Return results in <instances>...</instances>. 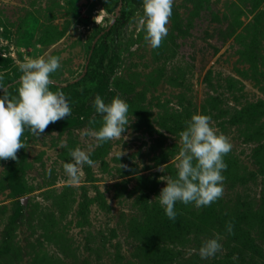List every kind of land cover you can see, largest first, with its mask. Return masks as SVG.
I'll return each mask as SVG.
<instances>
[{
	"label": "rangeland",
	"instance_id": "374dc122",
	"mask_svg": "<svg viewBox=\"0 0 264 264\" xmlns=\"http://www.w3.org/2000/svg\"><path fill=\"white\" fill-rule=\"evenodd\" d=\"M142 4L0 0V96L18 97V64L47 53L61 57L49 90L72 109L39 137L26 127L17 159L0 160V264H264V0H174L157 49L138 24ZM97 95L128 103L127 139L87 134L102 125ZM193 114L232 144L224 193L201 208L177 202L173 221L148 200L161 176L177 177ZM76 147L96 164L70 184L63 163ZM217 233L222 251L201 259Z\"/></svg>",
	"mask_w": 264,
	"mask_h": 264
},
{
	"label": "clouds",
	"instance_id": "9594fccd",
	"mask_svg": "<svg viewBox=\"0 0 264 264\" xmlns=\"http://www.w3.org/2000/svg\"><path fill=\"white\" fill-rule=\"evenodd\" d=\"M173 4L174 0H143V15L139 17L138 24L145 32V42L152 49L159 48L168 35L166 25L172 15ZM60 61L61 57L46 53L45 56L29 58L18 64L22 73L18 97L9 98L7 93L0 96V160L17 159V152L25 148L21 137L26 127L33 136L39 137L50 124L71 115L72 109L65 94L49 90V86L54 83L50 74L61 67ZM93 107L102 117V125L99 130L89 131L88 135L99 143L127 139L122 137V133L134 117L129 118V105L125 100L116 96L110 103H105L97 95ZM90 123H95V120ZM186 125L179 133L181 147L177 156V177L161 176L159 179L165 181L166 186L160 190L159 196L148 200L149 203L158 200L165 215L173 221L177 215V202L201 208L222 198L225 179L222 173L227 169L224 156L232 149L230 139L218 133L210 116L193 114ZM64 146L62 143L61 147ZM69 155L73 162L63 163V168L68 182L77 184L84 176V165L94 167L96 162L90 158L89 152L79 147L70 150ZM159 170L163 171V168ZM227 231L231 234V224ZM222 239L217 233L214 238L204 240L198 249L200 258H212L221 252ZM195 252L197 249H188L186 255Z\"/></svg>",
	"mask_w": 264,
	"mask_h": 264
},
{
	"label": "trees",
	"instance_id": "16d2710c",
	"mask_svg": "<svg viewBox=\"0 0 264 264\" xmlns=\"http://www.w3.org/2000/svg\"><path fill=\"white\" fill-rule=\"evenodd\" d=\"M143 0H129V2H132V3H138V2H142ZM117 7V4H114L111 8H110V10L109 11H113V9L114 8H116ZM122 11V10H121ZM125 14H128L127 12H121L120 13V16L122 17V16H124ZM108 33H109V29H107V30H104V33H103V36L104 37H106L107 35H108ZM92 53H94V50L92 51ZM102 54L104 53L103 51L101 52ZM90 57V56H89ZM2 64H3V67L4 68H6L9 64H10V61L9 60H5V61H3L2 62Z\"/></svg>",
	"mask_w": 264,
	"mask_h": 264
}]
</instances>
